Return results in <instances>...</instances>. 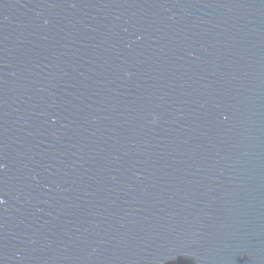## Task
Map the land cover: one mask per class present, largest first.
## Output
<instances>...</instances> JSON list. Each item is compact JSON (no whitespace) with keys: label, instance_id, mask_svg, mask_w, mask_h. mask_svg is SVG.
Listing matches in <instances>:
<instances>
[{"label":"water","instance_id":"1","mask_svg":"<svg viewBox=\"0 0 264 264\" xmlns=\"http://www.w3.org/2000/svg\"><path fill=\"white\" fill-rule=\"evenodd\" d=\"M0 264H264V0H0Z\"/></svg>","mask_w":264,"mask_h":264}]
</instances>
